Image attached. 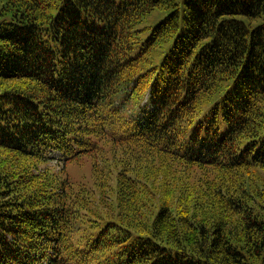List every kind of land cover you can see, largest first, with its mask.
Segmentation results:
<instances>
[{"label":"trees","instance_id":"16d2710c","mask_svg":"<svg viewBox=\"0 0 264 264\" xmlns=\"http://www.w3.org/2000/svg\"><path fill=\"white\" fill-rule=\"evenodd\" d=\"M262 169L264 0H0V264H264Z\"/></svg>","mask_w":264,"mask_h":264},{"label":"rangeland","instance_id":"374dc122","mask_svg":"<svg viewBox=\"0 0 264 264\" xmlns=\"http://www.w3.org/2000/svg\"><path fill=\"white\" fill-rule=\"evenodd\" d=\"M161 15V13H159L157 15L156 14H149L148 18L146 19V21L143 23L146 26L152 25L153 22L156 20V17H159ZM15 83V82H13ZM90 159L88 157H84L81 160H79V162H75L72 163L70 165H68V172H69V176L72 177L73 182L78 183L79 181H89L88 177L90 174V167H91V163ZM46 167L52 169L54 172H58L59 170V165L54 162H48L47 164H45ZM251 174V173H250ZM209 179H213L215 177L214 174H209ZM244 179H247V182L245 183V186L247 188V190L252 193H256V192H263V188H264V169L260 170V171H256L255 174H252L251 176L248 177L247 174L244 175L243 177ZM107 179L111 182L113 180L112 176H107ZM150 183H152V180L149 181ZM199 184V183H198ZM200 186V185H199ZM179 186L175 185L173 187H170L171 189V193L173 194H169L167 193V195H169V197H171V201H173V203L175 204L176 201L179 200V198L177 197V195L179 193ZM153 190H157V188L153 189ZM204 189L200 188V190H196L195 193H193L191 195V199L187 200L186 198H184V200H181V204L180 207H189L192 203H197L199 207H197L198 209H209V210H213V211H217V210H221L223 208L219 207L221 202L218 200L217 197L214 198H210L208 195H204ZM146 193V192H145ZM151 193V196L154 194L152 192H150V189L147 190V194L149 195ZM146 194H141V196H144ZM162 194H156V198L154 200L151 199H147V202H145V200H141V204H145L146 209L145 210H141V209H137L139 212L140 211H147L146 215L147 216H151L149 215L150 213V209H154L157 207V205L161 202L159 199H161ZM188 196V195H187ZM261 198H255L254 196H251L250 198H252L255 202L258 203H264V194L260 195ZM153 197V196H152ZM189 197V196H188ZM92 199L96 198L97 200V204H93V206L98 210H102L104 212L107 213V215H103L100 214L99 212H97V210H92L91 212H95L96 213V217L97 216H102V217H106V218H110L111 216H113L115 214V212L113 211L114 209L112 208V206L109 204L111 203V199L110 196L107 195L103 198L104 202L103 205L101 204V201L99 200V192L98 194H96L95 196H91ZM190 198V197H189ZM91 199V200H92ZM136 208V207H134ZM257 212L259 213H263L259 210L256 209ZM140 216H143V214H139ZM148 221V219H147ZM135 227V226H134ZM136 230V229H134ZM137 232L139 233H143L142 230H137Z\"/></svg>","mask_w":264,"mask_h":264}]
</instances>
